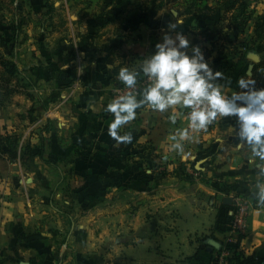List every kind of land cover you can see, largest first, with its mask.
I'll list each match as a JSON object with an SVG mask.
<instances>
[{
  "label": "crops",
  "instance_id": "1",
  "mask_svg": "<svg viewBox=\"0 0 264 264\" xmlns=\"http://www.w3.org/2000/svg\"><path fill=\"white\" fill-rule=\"evenodd\" d=\"M22 2L37 13L23 24L26 44L34 28L41 44L48 30L58 42L18 52L33 88L0 106V264H210L225 233L227 198L240 191L253 203L242 238L250 257L244 264L264 262V161L248 145L238 146L235 117L189 129L195 139L183 142V152L172 149L171 136L189 128L187 109L172 123L174 110L142 106L120 129L131 132L130 143L108 131L111 92L123 84L120 68L138 67L166 32L208 48L224 93L239 91L244 75L213 63L217 44L203 41L196 29H159L141 16L106 18L101 0ZM49 7L51 17L44 14ZM62 23L64 35L57 30ZM253 47L242 52L246 73L264 60V34ZM255 87L264 84L258 80Z\"/></svg>",
  "mask_w": 264,
  "mask_h": 264
},
{
  "label": "clouds",
  "instance_id": "2",
  "mask_svg": "<svg viewBox=\"0 0 264 264\" xmlns=\"http://www.w3.org/2000/svg\"><path fill=\"white\" fill-rule=\"evenodd\" d=\"M179 23H169L168 28L174 30ZM117 78L128 88L126 94L107 105V110L114 115L109 135L117 142L132 141L131 132L121 135L120 129L133 121L136 110L144 105L161 113L174 110L169 116L172 123L187 109L189 128L171 136L172 149L183 152V142L195 139L189 129L203 130L218 117H235L238 146L248 145L251 156L264 161V88L257 89L253 78L241 77L237 81L239 91L225 94L218 82L223 74L214 71L201 47L190 46L181 32H175L174 36L166 32L155 45L154 53L136 68L121 67ZM141 78L145 80L142 89L138 86ZM260 202L264 203V194Z\"/></svg>",
  "mask_w": 264,
  "mask_h": 264
},
{
  "label": "rangeland",
  "instance_id": "3",
  "mask_svg": "<svg viewBox=\"0 0 264 264\" xmlns=\"http://www.w3.org/2000/svg\"><path fill=\"white\" fill-rule=\"evenodd\" d=\"M240 1L245 2L244 9ZM205 5H211L212 11L205 8ZM101 8V14L105 13L106 18L116 15L118 19L127 20L141 16L146 22H150L159 29L170 30L168 28L169 23L175 21L180 22L177 28L185 27V31L192 29L198 31L197 28L204 29L206 27L215 29L216 41L209 42L213 46L217 44L218 55L216 57H221L225 52L231 50L234 44L246 39L245 35L250 33L254 39L248 41L254 48V43L259 38L261 39L264 34V0H101ZM53 10L51 7L44 8V14L51 17ZM201 12L208 15L206 21ZM36 16L37 13L33 11L30 4L21 3V0H0V52L2 51L9 58H11V53H16L18 59V52L24 47L43 46L47 50L55 48L58 36L55 35L56 38L53 40L51 35L53 32L51 33L50 30L45 34L48 36V40L44 44H41V40L36 39L41 35V32H35V28L31 43L29 42L30 46L26 44L28 41H25L24 37L20 35L24 31L22 27L26 20L30 17L36 18ZM220 17L221 22L213 28V21ZM46 20L47 18L44 21L46 22ZM235 21L240 22V27L235 26ZM228 23H231L233 27L229 29L225 27ZM16 24H18L17 28ZM65 29L63 23L62 25L59 24L57 30L61 34H58L64 35ZM224 35H228L227 39H224ZM201 49L204 54L210 51L204 47ZM251 74L252 68L250 74L245 73L244 77L249 75L248 78H251ZM0 78L1 80L6 79L10 87L14 88L7 103L11 101L14 95L19 93L27 95L29 90L33 88L20 73L10 75L1 71ZM253 79L259 80L262 85L264 84V60L263 66L257 69Z\"/></svg>",
  "mask_w": 264,
  "mask_h": 264
},
{
  "label": "trees",
  "instance_id": "4",
  "mask_svg": "<svg viewBox=\"0 0 264 264\" xmlns=\"http://www.w3.org/2000/svg\"><path fill=\"white\" fill-rule=\"evenodd\" d=\"M241 5L243 7V9L245 8V2H241ZM205 8L209 9L212 11V6L211 5H205ZM201 15H203L206 19L208 18V15H206L205 13L201 12ZM221 22V17L216 19L215 21H213L214 25L213 28L217 27V23ZM236 22V21H235ZM222 24V23H221ZM225 26V25H223ZM235 26L238 28L240 27V22H236ZM18 27V24H16V28ZM219 27H222V25H219ZM225 27L232 28V24L228 23ZM198 29L199 34L202 37L203 41H216V30L215 29H209V27H206L204 29ZM241 31V30H239ZM228 35H224V39H227ZM253 41V40H252ZM199 41L195 42V45H198ZM238 50H237V49ZM252 49V46L250 44V42L246 39H244L243 41L239 42L238 44H234L232 46V49L225 52L221 57L218 58H214L213 63L218 65V69L220 71H233V72H238L239 75H244L246 72L245 70L242 68V66L244 65V63L246 62L244 59V54L242 52H247L249 50ZM236 54H239L238 58L235 60L234 56ZM209 56V52L205 53V57ZM11 58L5 56L3 54V52H0V72H5L8 73L10 75H14L15 73H20L22 77L25 78V80L31 85L33 86V81L32 79L24 72V69H22L18 62H17V54L16 53H11L10 55ZM240 63V67L242 68H238V64ZM263 66V60L259 61L258 63L253 64L252 66V74H251V78L254 77V74L257 73V69ZM14 88H11L10 85L7 83L6 79L1 80L0 78V106L5 105V103H7L10 100L11 94L13 93ZM214 184L219 188V189H231L232 185L231 183L228 182H224L222 183V185H219V182L214 181ZM228 221V217L225 215L224 216V222L227 223ZM227 228V225L224 224L223 228H221L220 230H224ZM235 259H236V263L237 264H244L246 263L250 257L246 256L243 254V252H238L235 255Z\"/></svg>",
  "mask_w": 264,
  "mask_h": 264
},
{
  "label": "built area",
  "instance_id": "5",
  "mask_svg": "<svg viewBox=\"0 0 264 264\" xmlns=\"http://www.w3.org/2000/svg\"><path fill=\"white\" fill-rule=\"evenodd\" d=\"M138 86L141 88L140 85ZM127 91L128 88L124 84L116 85L111 92V102L117 96L126 94ZM252 208L253 203L247 195L242 191L236 192L225 211V215L228 217L227 228L220 243L216 246L210 264H237L236 253L243 252L245 255L242 238L246 234Z\"/></svg>",
  "mask_w": 264,
  "mask_h": 264
},
{
  "label": "water",
  "instance_id": "6",
  "mask_svg": "<svg viewBox=\"0 0 264 264\" xmlns=\"http://www.w3.org/2000/svg\"><path fill=\"white\" fill-rule=\"evenodd\" d=\"M248 57H249L250 59H252L253 62H258V61H259V57H258V55L255 54V53L249 52V53H248ZM251 68H252V64L249 65V67H248V69H247V74H250V70H251ZM231 201H232L231 198H227V203H228V204H230ZM23 264H26V262H24Z\"/></svg>",
  "mask_w": 264,
  "mask_h": 264
}]
</instances>
